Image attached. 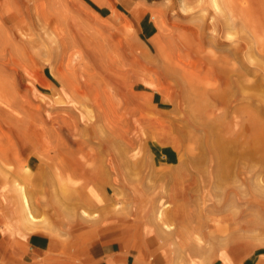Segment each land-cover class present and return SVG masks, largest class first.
Instances as JSON below:
<instances>
[{
	"label": "rangeland",
	"instance_id": "obj_1",
	"mask_svg": "<svg viewBox=\"0 0 264 264\" xmlns=\"http://www.w3.org/2000/svg\"><path fill=\"white\" fill-rule=\"evenodd\" d=\"M183 1L0 0V214L22 185L37 217L20 238L55 235L71 250L76 241L60 235V224L71 234L96 227L94 241L110 224L116 240L130 239L135 259L147 260L148 244L150 264H170L180 248L176 234L159 232L164 221L198 239L180 252L184 264H264V57L252 31L239 25L226 34L206 0ZM13 127L47 143L31 154ZM92 153L101 158L103 197L93 208L51 176L60 167L80 178V157ZM171 193L179 216L170 206L159 221L154 213ZM82 208L98 220L81 223ZM244 242L235 262L227 250ZM26 249L24 259L38 262Z\"/></svg>",
	"mask_w": 264,
	"mask_h": 264
},
{
	"label": "bare ground",
	"instance_id": "obj_2",
	"mask_svg": "<svg viewBox=\"0 0 264 264\" xmlns=\"http://www.w3.org/2000/svg\"><path fill=\"white\" fill-rule=\"evenodd\" d=\"M96 1H100V0H96ZM202 1V0H201ZM207 3L210 5V7L219 15H222L224 20V27H225V32L226 34L229 33V29H235L237 28L236 26H242V27H246V29H248L249 31H252L256 41H259V45L257 46V55H260L262 57H264V0H206ZM95 2V1H93ZM205 2V1H204ZM206 3V4H207ZM207 4V5H208ZM185 5V1L181 0V6L184 7ZM130 9V8H129ZM132 9V8H131ZM38 13V12H37ZM144 11L143 9H136L134 11V15L140 17L141 14H143ZM146 13V12H145ZM12 15V14H11ZM39 15V14H38ZM37 15V18H38ZM41 17H39V19L42 21V23H44V25H50V18H46L45 14H41ZM115 19L118 21V23H120L119 17H117L116 15ZM10 17V16H9ZM211 18V17H210ZM11 19V18H10ZM12 20V19H11ZM127 22V21H126ZM18 25V23H16ZM40 26H42L40 24ZM17 27V26H16ZM245 30V29H244ZM17 31L19 34H22L23 36H28L29 32H27L26 29L24 28H17ZM250 33V32H249ZM245 34V33H244ZM242 33V36L244 35ZM230 35V34H229ZM247 36V34H245ZM248 37V36H247ZM252 37V36H251ZM249 39V38H248ZM247 39V40H248ZM250 40V39H249ZM89 41V40H88ZM127 41V40H126ZM251 41V40H250ZM95 44V43H94ZM93 44V45H94ZM251 44V42H250ZM257 44V43H256ZM91 45V44H90ZM91 45V47L93 46ZM95 46V45H94ZM250 46V45H249ZM252 46V45H251ZM101 48V47H100ZM89 49V48H87ZM94 49V48H93ZM251 50V48H250ZM95 52V51H94ZM93 52V53H94ZM253 52V51H252ZM251 52V53H252ZM97 53V52H96ZM255 53V52H254ZM104 54V53H103ZM102 54V55H103ZM100 55V54H99ZM95 56V55H94ZM98 56V54H97ZM251 56V54H250ZM249 56V57H250ZM101 57V56H100ZM104 57V55H103ZM165 58V57H164ZM254 58V57H253ZM258 58V57H257ZM101 59V58H100ZM106 59V58H105ZM250 59V58H249ZM262 58H260L261 60ZM104 60V59H103ZM102 60V61H103ZM105 61V60H104ZM100 63V62H99ZM101 66V64H100ZM106 66V65H105ZM263 66V65H262ZM246 71V70H245ZM264 78V77H263ZM64 81V80H63ZM63 83V82H61ZM62 85V84H61ZM66 85V83H65ZM70 86V85H69ZM72 86V85H71ZM91 86V85H90ZM67 88V87H66ZM65 88V89H66ZM74 89V88H73ZM76 90V88H75ZM87 90V89H86ZM85 90V91H86ZM6 90L0 88V94L3 95V93H5ZM76 92V91H75ZM54 93V92H53ZM85 92H83V95ZM77 94V93H76ZM87 94V93H86ZM80 96V95H79ZM5 101L7 103H9V98H4ZM75 99V98H74ZM81 99V98H80ZM84 99V98H83ZM91 100H95L96 102L98 101L97 96H92L90 97ZM77 100V99H76ZM1 101V100H0ZM78 101V100H77ZM82 101V100H81ZM2 102V101H1ZM56 102V101H55ZM3 103V102H2ZM78 103V102H77ZM5 104V103H4ZM82 104V103H81ZM84 104V103H83ZM98 108H101V105L99 102H97ZM100 106V107H99ZM84 107V105H83ZM102 113L105 112L104 108L102 107L100 110ZM86 112V111H85ZM93 117V116H92ZM55 123V122H54ZM71 124V123H70ZM235 124V123H234ZM73 125V124H72ZM71 125V126H72ZM14 126H16V124H14ZM18 126V125H17ZM69 126V125H68ZM74 126V125H73ZM43 127V126H42ZM14 129L17 130V132L20 134L21 140H20V145L27 151L31 152V154H35L37 149L39 148V145L41 143H47V137H41L40 139H33L31 137L28 136V134H26L28 131H24L25 129L23 127H13ZM41 128V127H39ZM95 128V127H94ZM30 129V128H28ZM43 129V128H42ZM225 129V128H224ZM235 129V128H234ZM80 130V129H79ZM96 130V129H95ZM39 131V129H38ZM44 131V130H43ZM97 131V130H96ZM99 131V130H98ZM80 133V132H79ZM40 134V132H39ZM173 135V134H172ZM54 136V134H53ZM39 138V137H38ZM176 138V137H175ZM157 140L160 142V145H164L166 142L168 141H163L159 138H157ZM180 140V139H179ZM83 141V140H82ZM77 142V141H76ZM154 142V141H153ZM177 142V141H175ZM80 143V142H79ZM132 144V143H131ZM80 145V144H79ZM180 145V144H179ZM81 146V145H80ZM79 146V147H80ZM134 147V146H133ZM180 148V147H179ZM81 149V147H80ZM85 149V148H84ZM24 150V151H25ZM183 150V149H182ZM23 151V150H22ZM39 151V150H38ZM83 153H85L83 150H81ZM16 152V150H15ZM46 152V151H45ZM26 153V152H25ZM20 155V154H19ZM45 155V154H44ZM29 156V155H27ZM181 156V154L179 155ZM1 157V156H0ZM47 157V156H45ZM48 160V159H47ZM100 161L101 158L99 157L98 154L96 153H92V154H87L85 156L80 157L79 163H78V169L80 170V178L78 179H74L72 178L69 174H65L63 170V168L60 167H55L52 170L51 176H53L55 178L56 181H58L59 184H66L71 186V187H75V190H77V195H78V199L84 204V205H88L89 207H97V203L103 199L102 197V193L100 191V184H99V180H98V176L102 175L101 173V166H100ZM52 163V162H51ZM115 164V163H114ZM221 164V163H220ZM105 165V164H104ZM128 165V164H126ZM5 168V167H4ZM116 169V168H115ZM8 171V170H7ZM23 171V170H22ZM69 171V169H68ZM221 171V169L219 170ZM82 172V173H81ZM220 173V172H219ZM20 174V173H19ZM40 175V174H39ZM119 175V174H118ZM219 176V175H218ZM52 177V178H53ZM53 178V179H54ZM1 180V178H0ZM24 181V180H23ZM239 182V181H238ZM29 183V182H27ZM25 184V182L23 183ZM55 186L59 187L58 184H56ZM63 186V185H62ZM61 186V187H62ZM28 187V186H26ZM29 189V188H28ZM31 189V188H30ZM60 189V188H59ZM12 190V189H11ZM58 190V189H57ZM7 191V190H6ZM13 191L16 193L15 198H11L12 200L9 202V208H8V214H0V221H2V231L3 232H12V233H16V234H21L22 230H24L28 224H30L31 222L33 223L34 221H36L37 217L34 216L33 211L30 202L28 200V195L30 196V194L28 192L27 195L24 192V188L22 185L17 186H13ZM3 193V192H2ZM121 194V193H120ZM4 195V194H3ZM10 195V194H9ZM58 195V193H57ZM169 198L171 199L170 202L166 201L164 203H162L158 209L156 210L155 214V218H157L158 220L163 219V213L166 210H169L172 206V214L175 215L176 217L179 216V197L178 195H176L175 193H171L168 194ZM159 198V197H158ZM77 202V201H75ZM171 202L174 204H171ZM7 203V202H6ZM4 205V204H3ZM7 205V204H6ZM3 207V206H2ZM7 207V206H6ZM58 208H60V206L57 205ZM61 209V210H60ZM58 211V215L64 217L66 220H72L71 215L64 211L62 208H60ZM148 209V208H147ZM144 211V210H143ZM153 211V210H151ZM119 212V211H117ZM154 212V211H153ZM118 215V214H117ZM123 215V214H122ZM151 215V214H150ZM149 215V216H150ZM153 215V214H152ZM151 215V216H152ZM80 222L82 223V221H88L91 218H97V214L95 212L89 213L86 209L82 208L79 213H78ZM120 216V215H118ZM124 218V217H123ZM39 219V218H38ZM96 221L98 220L95 219ZM159 220V221H160ZM46 221V220H45ZM95 221V222H96ZM146 221V220H145ZM149 226L150 230L147 231H153V228L151 227V225L149 224V222H146ZM158 223V222H157ZM88 224V223H87ZM31 226V225H30ZM51 226V225H50ZM136 227V226H135ZM48 228V227H47ZM55 228V227H54ZM141 228V227H140ZM96 227H94L93 232L96 231ZM139 229V228H138ZM161 231L159 230V232H163L166 235L169 234H176V245L177 248H180V252L182 251V249L187 245V243L191 240L196 239V237L194 236V234H190L189 231L184 228H177L175 227V225H170L165 223L164 221L161 224ZM51 230V229H50ZM158 230V229H157ZM220 231H223L221 228H219ZM56 232V231H53ZM47 233V232H45ZM61 233V232H60ZM135 233H140V232H136ZM158 233V232H157ZM5 234V233H4ZM3 234V235H4ZM59 234V233H58ZM96 234V233H95ZM161 234V233H160ZM162 234V235H164ZM48 235V234H47ZM79 235V234H78ZM140 235V234H139ZM18 236V235H17ZM55 236V235H54ZM53 236V237H54ZM96 236V235H95ZM16 237V236H15ZM50 237V236H49ZM56 237H58L56 235ZM92 237V236H91ZM14 238V237H13ZM2 239V238H1ZM22 239V238H21ZM50 239V238H49ZM60 239V238H59ZM62 239V238H61ZM79 239V238H78ZM10 240V239H8ZM12 240V239H11ZM198 240V239H196ZM3 241V240H2ZM7 241V240H6ZM60 241V240H59ZM62 242V241H60ZM59 242V243H60ZM205 242V241H203ZM48 243V242H47ZM54 244V242H53ZM62 246V243H60ZM13 245V244H12ZM19 245V243H18ZM56 246V245H55ZM20 247V246H19ZM18 247V248H19ZM249 245L247 243H234L231 244L228 248V252L231 254V256L233 257L234 261L236 262L237 256L239 252H246V250L248 249ZM56 248V247H55ZM10 249V248H9ZM15 249V247H14ZM54 249V248H53ZM21 250V249H20ZM28 250V249H27ZM11 251V250H10ZM3 252V251H2ZM27 252V251H26ZM178 253V257L176 260H173V262L171 261L170 264H184L183 261V257H182V253ZM11 253V252H10ZM9 253V254H10ZM50 254V253H49ZM25 255V254H24ZM139 258V257H138ZM1 260V259H0ZM202 264L204 263V260L201 259ZM200 262V263H201ZM1 263V262H0ZM26 263V262H24Z\"/></svg>",
	"mask_w": 264,
	"mask_h": 264
},
{
	"label": "crops",
	"instance_id": "obj_3",
	"mask_svg": "<svg viewBox=\"0 0 264 264\" xmlns=\"http://www.w3.org/2000/svg\"><path fill=\"white\" fill-rule=\"evenodd\" d=\"M82 223L86 225L87 221L86 222L82 221ZM142 224H145V223H142ZM1 225H2V222L0 223V240H1L0 241V259H1L0 264H150L148 262V255L150 254V251H151L150 246L148 244L146 245V247H144V244L141 245L142 247H144L143 248L144 252L148 254L147 260L135 259L136 258L135 255L137 256L140 253L131 246L130 239L129 240L123 239L122 235H124V233L123 234L119 233L118 240H116L115 234L110 233L111 232L110 224L105 225V226H108L109 230L105 231L104 229H102L104 233L105 232L107 233L106 234L107 237L105 239L97 240V241H94V237L96 235L95 234L96 231L93 232L94 227L86 226L85 228H83L82 231L74 232L73 234H71V233H63L65 231H62V228L64 226H66L67 228L66 227L65 228L66 230H68L71 227V225H69L68 223H65L64 226L62 227V225L60 224L61 227L57 228L59 231H61L60 235H64V236L71 235L73 239L76 241V247L71 250H68V249L66 250L62 248L60 243H62L63 245V242H60L61 240L57 241L50 234L47 235V234H43L39 232H31L26 236L27 239L26 238L21 239L19 237V234L12 233V232L10 233L7 231L3 232L1 230L2 229ZM129 235H130V232H129ZM150 235L151 234H149V237ZM158 235L160 239L161 238L163 239L164 235H162V233L161 234L158 233ZM120 238H122L124 241L122 240L123 241L122 242ZM129 238H131V235L129 236ZM86 240H92L93 243H90V244L84 243V241ZM115 241H118V243H116ZM26 247H29L31 249L32 256H38V259H39L38 262H36L35 259L29 260V261L24 259V257L28 254V252H26L27 251ZM128 249L133 250L134 252L132 260L128 259V256H127ZM171 250H172V247H169V248L167 247L165 248V250H162V251L171 252ZM159 255H162V254H159ZM226 259H229V258H227L226 256ZM165 263L167 264V262ZM158 264H162V262L159 261Z\"/></svg>",
	"mask_w": 264,
	"mask_h": 264
}]
</instances>
